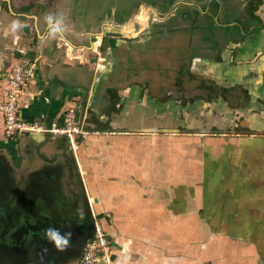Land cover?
<instances>
[{
    "label": "crops",
    "instance_id": "1",
    "mask_svg": "<svg viewBox=\"0 0 264 264\" xmlns=\"http://www.w3.org/2000/svg\"><path fill=\"white\" fill-rule=\"evenodd\" d=\"M128 2L0 0V95L11 66L28 65L29 81L19 95L21 119L48 129L74 106L85 130L73 142L46 132L8 140L0 116L5 223L0 243L13 244L10 239L29 230L20 225L22 213L48 222L53 231L56 221L80 220L88 211L111 243L105 264H264V1L260 20L246 24V37L238 35L243 28L230 33L228 26L221 27L215 31L218 48L193 58L191 69L203 61L208 70L199 72L209 74L220 90L210 98L211 106L245 116L239 122L242 130L230 133L137 129L163 126L167 111L175 114L179 106L168 100L166 87L111 84L124 76L118 59L126 53L120 43L125 38L115 34L132 19L116 21L103 14L114 15ZM243 2L228 0L226 6L222 1L220 6L229 17L241 12ZM14 20L24 25L15 33ZM97 36L100 46L93 42ZM147 40V45L155 43ZM139 45L129 47L141 51ZM161 46L162 56L174 58L186 44L176 37ZM147 50L150 57L158 54ZM155 75L151 71L149 76ZM116 97L129 101L125 116ZM134 105L142 111H134ZM178 117L175 123L182 124ZM25 249L26 264H41Z\"/></svg>",
    "mask_w": 264,
    "mask_h": 264
},
{
    "label": "flooded vegetation",
    "instance_id": "2",
    "mask_svg": "<svg viewBox=\"0 0 264 264\" xmlns=\"http://www.w3.org/2000/svg\"><path fill=\"white\" fill-rule=\"evenodd\" d=\"M222 1H224L227 6L228 0H166V3L162 2V4H165L163 7L164 11L162 12L156 8V4L151 6L150 4L144 5L139 3L130 21L135 25L136 23H140V21H142L143 24L146 20L143 30H146L147 37L154 40L160 39L167 42L176 37H180L184 40L186 47L181 51V62H179V60L177 64L180 68L176 72V75L183 78V84L187 76L199 78L202 76V73L199 71L203 72L208 70V68L204 67L203 61H199V63H196L194 68L191 69L193 58L195 56H209L210 52L218 48L216 43L217 35L215 34L217 28L215 25L211 24V21L218 22V19L222 18L224 20L222 27L227 29L228 26L230 33L235 32L236 29L240 30L243 28L245 30L239 31L238 35L246 37L248 32L246 24L254 20L258 22L260 16L263 14V8L259 5H261V2L264 0H242L245 2H243L245 7L241 12L231 13L229 17L228 14L223 12L224 10L220 6ZM148 6L151 7L147 11L146 9ZM142 8H144V10H141ZM175 9H178V12L175 13ZM149 10L152 13H150ZM141 13V17L144 15V19L140 18V20L138 17ZM232 18L233 20H231ZM101 39L102 38L99 40L98 46L101 45ZM193 41L196 43V46L192 45ZM164 57L166 58V62L173 63L174 59L171 54L170 56L168 55V57L166 55ZM193 70L196 71V74H193V72H195ZM170 71L171 70L166 69V72L170 73ZM172 71L171 73H173ZM184 72L187 75H185ZM213 86L217 88L215 84ZM171 88V86L167 88V90L171 91L166 92L169 94L168 98H174L177 103L181 101L183 105H185L184 98L187 97L188 92L185 89L176 91V88ZM223 91L225 92L226 89ZM209 100L207 99V101L204 102L209 103ZM196 101L195 97L189 98L190 105H196ZM252 111L258 113L257 109ZM252 111L251 113H253ZM242 117L245 116L242 115ZM242 117H238L235 114V116H233L234 123L241 126L239 122L242 121ZM179 119L184 120L182 113L179 114ZM184 124H186V121ZM1 173L5 176L4 172ZM19 207L25 209L23 205ZM84 214V218L80 220L73 218L56 221L57 229L49 231L51 225L48 222L42 223L37 220L34 215L32 217L31 215L22 213L18 216L20 225L28 227L29 230L23 234V237H14L10 239V242L13 244H23V246L30 251L32 258L41 264H60L62 261V264L69 261L76 264L85 242L94 232L95 220L93 219H95V217L93 218L92 215L90 216L88 211H85ZM4 227V218L0 214V234L4 232ZM39 234L41 236H39Z\"/></svg>",
    "mask_w": 264,
    "mask_h": 264
},
{
    "label": "rangeland",
    "instance_id": "3",
    "mask_svg": "<svg viewBox=\"0 0 264 264\" xmlns=\"http://www.w3.org/2000/svg\"><path fill=\"white\" fill-rule=\"evenodd\" d=\"M162 2L166 3V0H129L127 6L121 7V9L117 10V12L114 15H111L109 11H107L106 14H103V15L107 18L113 17V19L116 21H118L119 19L129 20L130 18H132L139 3H142L144 5L150 4L151 6L156 4V6L158 7V10L162 12L164 11L163 7L165 5V4H162ZM149 12L152 13L150 10ZM176 12H178V9H175V13ZM141 15L142 13L139 14L138 18L144 19V15L143 17H141ZM231 20H233V18ZM145 23H146V20H145ZM145 23L142 24V21H140V23H136L135 25L133 23H130L129 25L124 26L119 31V33L117 32L115 34L116 37H118V39L124 40L125 38V40L120 41V43L121 45H123L124 51L126 53L125 54L121 53L120 59H118L119 74L121 76L122 75L124 76H122L121 79L112 80L114 81V82H111L112 86H115V88H124L127 86L129 87V85H131L136 89H141L144 86H147V84L145 83H153V85H151V88L157 89L159 91L163 87L168 88V86H171L172 87L171 89L176 88V91H181L182 89H185L188 92V94L186 98L183 97L185 101V105H183V102L181 101H178L177 103L174 98H168V100L170 99V102L172 103V105L174 104L180 107L175 108L176 109L175 114H174L175 110L173 111L172 108H170L171 109L170 111H167V113L165 114L166 117L162 119L165 122L163 126L157 125L156 123H154V125H147V126L137 125L136 126L138 127L137 129H140L141 127H143L142 130L140 129V131H143V132L155 130V131H160V132L161 131L163 132L164 131L165 132L178 131V132H193V133H230V132L242 130L241 126H239L238 124L232 123L233 116H235L234 110H233V113L231 112L232 115L230 116V113L227 112L226 109L217 108V107H214V105L211 106L212 103L210 102L209 98H211L212 96L215 97L216 92L217 90H219V88L218 87L215 88V86H213L215 84V81L211 80L209 74L208 75L202 74V76L199 78L187 76L186 77L187 79L184 80L182 84L183 78H180L178 75H176L177 70L180 68L179 65L177 64L181 62L180 60L181 53H179L177 57L173 58L174 59L173 63L166 62L165 61L166 58L162 56L163 52L162 51H160V53L158 52L159 51L158 49L162 47L161 42H164V41L157 39V40H154L155 43L153 42L149 45L145 43L148 41L147 36H146V30H143L144 28L143 26L145 25ZM211 24L215 25L217 29H220L222 25L224 24V20L222 18H219L218 23L216 21L215 22L211 21ZM109 35H110L109 32H107L106 37H108ZM97 37L101 38V36H97ZM136 42H140V45L137 46V48L141 49V51H136V50H133V48L129 47ZM141 43L144 45H142ZM148 48L156 49L158 54H155L154 58L150 57L149 55H147ZM186 62L189 63L188 61ZM166 69L171 70V71L173 70L172 71L173 73H171V71L170 73L166 72ZM151 71H155L159 75L149 76ZM113 74L114 72L110 74L107 77V79L108 78L110 79V77L111 79H113L112 78ZM148 87H150V85H148ZM159 93L160 92L155 93L154 95H159ZM198 94H202V95H198ZM190 97L196 98L197 100L195 102L196 105L189 104ZM207 99L209 100V103L204 102V101H207ZM115 101H117V103L120 104L118 111H121L122 116H125L124 111L127 108L129 101L119 100V98H117V100L115 99ZM157 101L158 100L154 101L153 106L159 109L158 105L160 103ZM105 102L109 103V100L106 99ZM182 105L185 107H183ZM134 108H135V105H134ZM134 111H142V110L140 107H137L134 109ZM146 111H149V110H146ZM181 113L183 114L184 120H180L178 117L179 114ZM116 114L118 113L116 112ZM175 116L176 118L178 117V119L183 123L176 124L175 122L177 119L174 118ZM227 116L229 117L226 118ZM128 117H131V116L128 115ZM153 119L157 120V115L153 114L152 120ZM185 119H186V124H184ZM217 121H218L217 123L218 125H216ZM214 122L215 124L213 125ZM100 127H101L100 125H94L93 129L95 130L100 129ZM218 128H220L221 130H218ZM109 253L110 251L108 252V255Z\"/></svg>",
    "mask_w": 264,
    "mask_h": 264
},
{
    "label": "built area",
    "instance_id": "4",
    "mask_svg": "<svg viewBox=\"0 0 264 264\" xmlns=\"http://www.w3.org/2000/svg\"><path fill=\"white\" fill-rule=\"evenodd\" d=\"M94 43L99 44V37L94 38ZM29 66L23 63H15L11 66L9 77L6 81L2 95H0V116L3 122V134L6 139L24 132H46L60 135L73 142L85 133L74 106L67 107L62 114L59 125H53L46 129L36 123H27L20 117L19 95L28 83ZM93 235L85 242L80 257L76 264H97L107 261L110 251V240L97 218L94 219Z\"/></svg>",
    "mask_w": 264,
    "mask_h": 264
},
{
    "label": "water",
    "instance_id": "5",
    "mask_svg": "<svg viewBox=\"0 0 264 264\" xmlns=\"http://www.w3.org/2000/svg\"><path fill=\"white\" fill-rule=\"evenodd\" d=\"M27 257H28L27 249L23 247V244L13 245V244H8V243H4V244L0 243V261L1 262L3 261L9 262V259L11 260L13 259L10 262V264H26ZM97 264H105V261L101 260L97 262Z\"/></svg>",
    "mask_w": 264,
    "mask_h": 264
},
{
    "label": "clouds",
    "instance_id": "6",
    "mask_svg": "<svg viewBox=\"0 0 264 264\" xmlns=\"http://www.w3.org/2000/svg\"><path fill=\"white\" fill-rule=\"evenodd\" d=\"M23 26H24L23 24L14 20L12 21V24H11V30L12 32L15 33L17 29L22 28ZM58 30H59L58 28H54V31H58Z\"/></svg>",
    "mask_w": 264,
    "mask_h": 264
}]
</instances>
